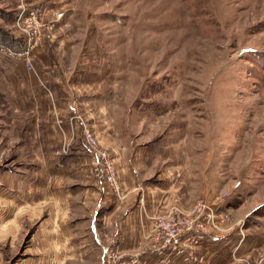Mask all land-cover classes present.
Masks as SVG:
<instances>
[{
  "label": "rangeland",
  "instance_id": "374dc122",
  "mask_svg": "<svg viewBox=\"0 0 264 264\" xmlns=\"http://www.w3.org/2000/svg\"><path fill=\"white\" fill-rule=\"evenodd\" d=\"M23 4L48 21L63 12L32 54L36 75L15 56ZM85 126L118 192L93 174ZM94 182L112 221L146 197L151 225L175 207L193 218L202 198L216 264H264V0H0V264L136 256L109 245L114 234L94 241L81 203Z\"/></svg>",
  "mask_w": 264,
  "mask_h": 264
},
{
  "label": "built area",
  "instance_id": "2783aa9c",
  "mask_svg": "<svg viewBox=\"0 0 264 264\" xmlns=\"http://www.w3.org/2000/svg\"><path fill=\"white\" fill-rule=\"evenodd\" d=\"M44 13L45 9L40 8V6L23 4L16 18V25L22 30L25 44L21 52L15 54V56L23 62L27 71L33 75H36V71L31 61L32 54H34L39 44L51 35L52 30L56 27L55 22L63 15L62 11L55 10L54 20L48 21L44 20ZM83 132L87 153L91 157L93 174L98 180H102L118 192L119 184L114 160L106 149L98 147L95 136L86 126ZM175 209V213L171 208V210L165 211V214H159L153 218L152 232L149 236L154 241L152 248L160 252V264H168L171 260L181 258L188 261L192 258L193 254L190 248L203 238L200 234L204 229V223L201 221L202 216H207L206 219L214 227L215 224H218L211 207L202 198L197 200L194 205L193 218L186 217L178 207H175ZM223 219L224 217H221V220ZM109 251H106V261H108L107 258L110 255ZM165 255H171V258L163 257ZM118 264H140V261L137 256H134L121 259Z\"/></svg>",
  "mask_w": 264,
  "mask_h": 264
},
{
  "label": "crops",
  "instance_id": "0c3cea01",
  "mask_svg": "<svg viewBox=\"0 0 264 264\" xmlns=\"http://www.w3.org/2000/svg\"><path fill=\"white\" fill-rule=\"evenodd\" d=\"M78 144L79 143H77V145ZM81 144L82 143L80 142V147L76 148V152L78 153H82L84 150V146ZM68 164L70 163L64 161L60 165L67 168ZM96 182H94V186L97 190L94 188H86L84 195L86 199L83 200L84 202L81 200L82 205L87 208V226L90 233L93 235L94 241L100 246L103 244L105 246L107 245L105 237L114 234L109 240V245L113 244L117 252L126 256L136 255L139 257V255H141L145 264H157V260L159 261L160 258V252H157L155 249H151V251L144 249V245L149 240V235L151 233V218L154 216V210L156 208L155 199L150 200L147 197L144 198L145 193H143V200L140 199L141 201L134 204L131 209L126 212L123 211L125 214L122 217L119 219L115 218L112 221V210L108 211L107 214L101 217V203L102 201H105V198H101V194L99 193V191L101 192V186L96 184ZM136 184V182H132V184L129 182V187H125V189H127L126 193L128 198L134 195L137 187ZM98 194H100V196H97ZM105 210L107 211L109 208H105ZM110 225L111 228H109ZM107 226L108 228H106ZM113 240L115 241L114 243ZM217 240V237L210 234L207 236L205 235L199 242H201L200 244L205 242L206 250L202 254L198 251L193 252L192 258L186 261L191 263L187 264H216L218 258V251L216 250L218 243ZM99 253L101 254V251ZM166 255L163 257H167L168 259L171 258V255ZM176 261L179 262L178 260H174L173 263Z\"/></svg>",
  "mask_w": 264,
  "mask_h": 264
},
{
  "label": "trees",
  "instance_id": "16d2710c",
  "mask_svg": "<svg viewBox=\"0 0 264 264\" xmlns=\"http://www.w3.org/2000/svg\"><path fill=\"white\" fill-rule=\"evenodd\" d=\"M4 44V43H3Z\"/></svg>",
  "mask_w": 264,
  "mask_h": 264
}]
</instances>
